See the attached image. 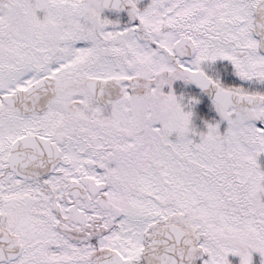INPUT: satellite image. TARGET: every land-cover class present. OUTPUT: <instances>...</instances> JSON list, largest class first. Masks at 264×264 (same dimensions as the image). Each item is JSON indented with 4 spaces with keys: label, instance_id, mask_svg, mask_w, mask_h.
I'll use <instances>...</instances> for the list:
<instances>
[{
    "label": "snow or ice",
    "instance_id": "obj_1",
    "mask_svg": "<svg viewBox=\"0 0 264 264\" xmlns=\"http://www.w3.org/2000/svg\"><path fill=\"white\" fill-rule=\"evenodd\" d=\"M262 165L264 0H0V264H264Z\"/></svg>",
    "mask_w": 264,
    "mask_h": 264
},
{
    "label": "rangeland",
    "instance_id": "obj_2",
    "mask_svg": "<svg viewBox=\"0 0 264 264\" xmlns=\"http://www.w3.org/2000/svg\"><path fill=\"white\" fill-rule=\"evenodd\" d=\"M201 105H202V108H200V111L202 112V115L200 116L201 118L198 119V120H201V123H200L201 129L200 130L198 129L197 130L198 132L206 131V127L204 126L203 121L207 120L211 122L213 118L218 119V117L216 116V113L212 109L211 102L209 100H207L205 97H202ZM223 127L224 125L221 126V130ZM262 167H264V165H262Z\"/></svg>",
    "mask_w": 264,
    "mask_h": 264
},
{
    "label": "flooded vegetation",
    "instance_id": "obj_3",
    "mask_svg": "<svg viewBox=\"0 0 264 264\" xmlns=\"http://www.w3.org/2000/svg\"><path fill=\"white\" fill-rule=\"evenodd\" d=\"M218 63H227V62H218ZM231 79H235V77H232ZM221 81H222V83H225V84L230 82L229 79L225 78L224 76H221ZM191 87L194 88V86H191ZM202 97H205L207 100L210 101V99L207 98L206 96H202ZM200 108H202L201 104L198 105L196 107V109L194 110L195 111V115L193 116V119H192V125L194 126V128L196 130H198V129L200 130L201 129V126H200L201 120H198L199 118H201L200 116L202 115V112L200 111Z\"/></svg>",
    "mask_w": 264,
    "mask_h": 264
}]
</instances>
